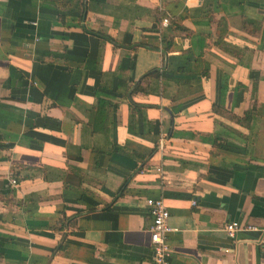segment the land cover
Instances as JSON below:
<instances>
[{
	"label": "crops",
	"instance_id": "1",
	"mask_svg": "<svg viewBox=\"0 0 264 264\" xmlns=\"http://www.w3.org/2000/svg\"><path fill=\"white\" fill-rule=\"evenodd\" d=\"M150 198L264 264V0H0V264H155Z\"/></svg>",
	"mask_w": 264,
	"mask_h": 264
},
{
	"label": "built area",
	"instance_id": "2",
	"mask_svg": "<svg viewBox=\"0 0 264 264\" xmlns=\"http://www.w3.org/2000/svg\"><path fill=\"white\" fill-rule=\"evenodd\" d=\"M158 171H160V169ZM11 184L16 187L17 181L12 179ZM147 205L153 217V225L150 229V234L154 252V263L171 264L172 250L168 243V236L172 232L169 226L170 211L163 199H147ZM225 230L228 237L234 239L239 232L252 231L255 229L233 222L228 224ZM259 242L260 245L264 247V236Z\"/></svg>",
	"mask_w": 264,
	"mask_h": 264
},
{
	"label": "trees",
	"instance_id": "3",
	"mask_svg": "<svg viewBox=\"0 0 264 264\" xmlns=\"http://www.w3.org/2000/svg\"><path fill=\"white\" fill-rule=\"evenodd\" d=\"M177 29H182L181 27H178ZM172 42L169 41L168 36H166L164 33L162 34V44L165 47H169L171 45ZM164 47V48H165ZM149 82V84L151 85H157L158 83L162 82V74L159 71L153 72L152 74L146 76L145 78H143L142 80V85H140L136 90L135 93H138L139 91L142 93H147L146 89H144L143 87V83L144 82ZM150 86V85H149ZM133 111L137 112L138 111V106L137 105H133ZM251 112H247L246 116H250Z\"/></svg>",
	"mask_w": 264,
	"mask_h": 264
}]
</instances>
